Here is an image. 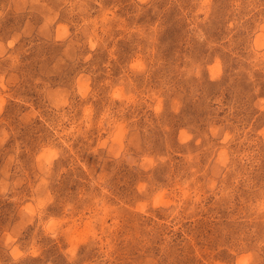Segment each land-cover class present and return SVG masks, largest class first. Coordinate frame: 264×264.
I'll list each match as a JSON object with an SVG mask.
<instances>
[{
  "label": "rangeland",
  "instance_id": "1",
  "mask_svg": "<svg viewBox=\"0 0 264 264\" xmlns=\"http://www.w3.org/2000/svg\"><path fill=\"white\" fill-rule=\"evenodd\" d=\"M0 264H264V0H0Z\"/></svg>",
  "mask_w": 264,
  "mask_h": 264
}]
</instances>
